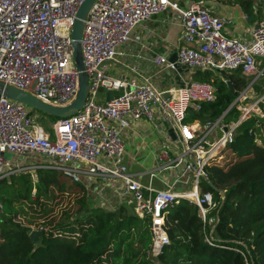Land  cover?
<instances>
[{
    "label": "built area",
    "instance_id": "2783aa9c",
    "mask_svg": "<svg viewBox=\"0 0 264 264\" xmlns=\"http://www.w3.org/2000/svg\"><path fill=\"white\" fill-rule=\"evenodd\" d=\"M82 1L0 0V80L52 105L72 101L79 75L71 31ZM167 8L179 14L182 32L176 60L159 54L156 63L175 69L178 62L192 71L239 68L251 75L228 106L240 109L236 121L223 118L228 108L204 122L186 118L189 108L198 109L201 101L215 99V87L208 81L189 77L182 85L159 88L147 76L108 74V62L120 53L118 46L130 39L132 28ZM231 22L229 16L211 11L204 0H94L80 39L89 89L77 113L46 127L26 103L0 93V179L10 170L28 166L34 180L33 173L46 168L71 183H82L90 200H98L97 207L124 206L147 220L150 254L157 257L169 243L165 212L175 200L195 204L206 222L207 211L216 206L212 193L201 186L210 181L206 167L234 140L237 125L250 111H259L258 102L264 98L263 93L249 104L242 103L264 74V65L258 74L252 73L258 58L264 57V18L255 21L248 38L227 35L225 28ZM221 78L227 83V76ZM114 91L117 94L109 96ZM141 118L160 137L161 150L153 168L134 171L125 161L123 133L130 122ZM204 239L211 244L210 234Z\"/></svg>",
    "mask_w": 264,
    "mask_h": 264
},
{
    "label": "trees",
    "instance_id": "16d2710c",
    "mask_svg": "<svg viewBox=\"0 0 264 264\" xmlns=\"http://www.w3.org/2000/svg\"><path fill=\"white\" fill-rule=\"evenodd\" d=\"M238 1L254 12L252 0ZM221 75L210 68L190 72L191 79L212 83L216 97L189 108L187 119L218 117L236 97L234 90L240 92L251 78L239 68L229 70L230 90ZM252 93H264V74L253 83ZM258 108L237 125L234 140L206 167L209 180L224 190L203 184L216 203L206 222L195 204L175 200L165 212L169 243L157 257L150 254L147 220L124 206H94L82 183L40 168L33 173L35 180L30 171L0 179V264H264V98ZM240 113L232 105L223 118L233 122ZM63 201V209L54 212ZM34 223L42 231L35 243ZM206 234L212 236L211 244Z\"/></svg>",
    "mask_w": 264,
    "mask_h": 264
},
{
    "label": "crops",
    "instance_id": "0c3cea01",
    "mask_svg": "<svg viewBox=\"0 0 264 264\" xmlns=\"http://www.w3.org/2000/svg\"><path fill=\"white\" fill-rule=\"evenodd\" d=\"M211 11L229 16L232 22L226 28V34L241 38H248L249 32L259 19V6H262L264 18V3L256 7L257 1L252 0L254 12L245 11L238 0H204ZM256 9V11H255ZM255 13L256 16L253 14ZM247 14V16H245ZM182 32L177 11L167 8L150 18L138 22L131 31L128 41L118 46L119 54L107 64V72L112 76H135L137 79L149 77L159 88H166L177 84L174 69L156 63L159 54L167 58L175 52L177 40ZM261 59L258 58V63ZM216 73L221 70L210 68ZM181 71V79L189 78L190 72ZM224 75V74H222ZM106 94V93H104ZM125 161L134 171L141 168H153L155 160L161 150L160 137L145 118L130 122L124 128ZM159 186V183H158ZM160 186L161 183H160ZM92 204L98 206V200L92 199ZM108 209L112 206H104Z\"/></svg>",
    "mask_w": 264,
    "mask_h": 264
},
{
    "label": "water",
    "instance_id": "95a60500",
    "mask_svg": "<svg viewBox=\"0 0 264 264\" xmlns=\"http://www.w3.org/2000/svg\"><path fill=\"white\" fill-rule=\"evenodd\" d=\"M94 0H83L81 4L79 5L72 25V31H71V38H72V46H73V60L74 64L78 70V90L76 93V96L67 104L64 105H52L39 97L35 96L31 92L24 90L20 87H17L15 85H12L10 83H7L5 81L0 80V93L4 94L5 96L19 100L21 102L26 103L31 107V109H38L41 112H44L48 115L56 116V117H67L69 115L75 114L79 111V109L82 107L84 100L86 98V95L88 93L89 84L87 79V74L84 71L83 61H82V54H81V46H80V39L82 35L83 30V24L84 19L87 15V12L93 3ZM169 61H175L176 60V52L172 53L171 56L168 59ZM197 68L195 67L194 70ZM177 74H175L176 82L180 85L184 83V79L180 78L179 73L181 71H188L189 67L185 64H180L178 62L175 63V69ZM221 73L225 76H228V72L225 70H221ZM227 85L230 90L233 89L230 80H227ZM100 94V92H99ZM109 96L116 95L117 91L114 92H108ZM234 94H237V91L234 90ZM108 96V97H109ZM170 130L171 137L174 138V135L172 133V130ZM208 185L213 188L217 189L216 186L211 182H207ZM220 192H223L222 189H217ZM42 231L36 230L31 233V240L33 243L36 242L37 237L40 236Z\"/></svg>",
    "mask_w": 264,
    "mask_h": 264
},
{
    "label": "rangeland",
    "instance_id": "374dc122",
    "mask_svg": "<svg viewBox=\"0 0 264 264\" xmlns=\"http://www.w3.org/2000/svg\"><path fill=\"white\" fill-rule=\"evenodd\" d=\"M254 2L255 1H257V2H255L256 3V5H257V3H259L258 5H261V4H263L264 3V0H253ZM259 12H260V14H259V18H262L263 17V12H262V6H259ZM254 16H256L255 14H253ZM226 28H228V25L226 26ZM225 28V29H226ZM261 60H263L264 59V57H259ZM261 70V64L260 63H257V65H256V68H255V70L252 72V73H254V75L255 74H258L259 73V71ZM256 98V95L254 94V93H252L251 92V90L249 89V91L247 92V96H246V98L242 101V103L243 104H249V103H251L254 99ZM27 107H28V109H29V111H30V113L31 114H34V115H36V117H37V119H39L46 127H50V125L52 124V120H51V118H50V115H48V114H46V113H44V112H41L40 110H38V109H31V107L29 106V105H27ZM8 156V158H12L11 157V155L10 154H8L7 155ZM34 156V155H33ZM34 158L35 159H43L44 157H42V156H40V155H36V156H34ZM219 159H223L221 156L219 157ZM33 161V160H32ZM227 161V160H226ZM224 162V161H223ZM29 163V164H28ZM27 164L28 165H30L31 164V160L30 161H28L27 162ZM27 168H25L24 170H20V171H18V170H16L15 172H14V170H10L9 171V173L5 176V177H3L2 179H4V178H7V179H9V180H12V178H13V175H16V174H18V173H22V172H29L30 171V169L28 168V166H26ZM32 171H33V169H31ZM69 182V181H68ZM204 183L203 182H201V186L203 185ZM64 202L65 201H63L62 202V204H59L58 206H57V208H55V211L54 212H60L61 211V209H63V204H64ZM24 221H25V219L24 218H22ZM208 225H209V229L210 230H212V224H211V222H208ZM38 224H36V223H34V225L32 224V231H31V233L33 232V231H36V229L38 228Z\"/></svg>",
    "mask_w": 264,
    "mask_h": 264
}]
</instances>
